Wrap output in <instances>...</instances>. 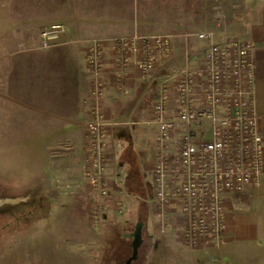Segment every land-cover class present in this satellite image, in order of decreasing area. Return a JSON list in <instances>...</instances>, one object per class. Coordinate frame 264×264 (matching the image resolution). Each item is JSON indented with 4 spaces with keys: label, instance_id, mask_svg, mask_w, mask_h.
Segmentation results:
<instances>
[{
    "label": "crops",
    "instance_id": "crops-1",
    "mask_svg": "<svg viewBox=\"0 0 264 264\" xmlns=\"http://www.w3.org/2000/svg\"><path fill=\"white\" fill-rule=\"evenodd\" d=\"M199 1L41 0L43 11L50 10L48 15L17 19L12 23L0 19V25L10 23L9 27H0V105L7 107L10 121L26 125V136L32 138L29 139L28 146L31 145L36 150L39 147L41 149L45 140L51 147L56 138H63V142L71 144L72 138L78 136L81 137L80 156L84 160L86 122L90 117L94 86L93 76L86 67L83 41L100 40L106 44L105 72L102 76L105 89L101 103L104 106L105 120L110 124L108 141L112 165L123 173L120 180L116 181L114 168L109 169L112 196L108 201L112 208L99 226L109 222L108 219L116 213L114 202L121 200L122 196H129L126 192L129 177L124 172L125 167H137L142 182L145 174L150 176L151 153L158 133V127L153 122L152 103L162 81L173 82L178 79L176 73H180L185 67H198L202 63L207 47L196 33L214 31L215 41L237 35L252 42L257 74L254 106L264 137V0H218L217 4L214 1L213 7L217 6L219 9L214 13L206 10L204 14L195 8ZM29 21H34L36 26L43 25L42 28L63 23L67 26V32L60 44L44 49L40 46V37H36L35 43L21 42L24 39L22 32ZM134 35H172L173 54L161 57L159 67L147 74L140 73L136 57L129 56L127 71L122 80H118L114 41ZM130 124H135L138 129L134 138ZM18 131L15 134L17 137L21 136ZM34 137L38 141H34ZM117 150L121 154L119 157ZM123 153L129 159L133 156L131 162L121 160ZM70 154L67 153L66 157H71ZM77 178L81 185L76 192L77 196L92 205L94 194L82 184V174ZM143 185L145 186V182ZM132 194L136 199L141 196L139 192ZM151 197L150 186L146 198L151 216L149 225L146 227L139 219L135 224L142 223L140 247L144 245V229L146 237L151 238L152 243L147 244L142 257H136L131 264L139 260L141 264H152L154 260L163 263V259H168L162 256L171 255L174 248H177L176 253L183 256L178 260L183 264H195L199 261L220 264L226 257L230 261L242 260L241 256L250 249L251 243L263 237L264 172L257 190L235 196L229 209L226 243L221 248L208 252L188 249L178 240L176 229L163 227L161 220L151 213ZM86 208L81 205L82 210L85 211ZM90 208L91 206L88 209ZM166 218L178 219L176 210L167 212ZM124 238H131L129 245L132 249V234L125 233ZM170 239L181 244H174L172 247V244H167ZM107 244L114 243L109 241ZM116 260L117 258L112 259V264H116ZM127 260L128 258L124 264Z\"/></svg>",
    "mask_w": 264,
    "mask_h": 264
},
{
    "label": "built area",
    "instance_id": "built-area-1",
    "mask_svg": "<svg viewBox=\"0 0 264 264\" xmlns=\"http://www.w3.org/2000/svg\"><path fill=\"white\" fill-rule=\"evenodd\" d=\"M66 32L63 23L43 27L40 46L48 49L60 44ZM196 36L207 47L202 63L176 73L178 81H162L152 103L158 133L151 153L150 209L163 227L176 229L178 240L188 249L208 252L226 243L235 196L261 185L264 137L254 106L257 74L252 42L237 35L215 41L214 31H200ZM83 45L94 90L86 122L82 184L94 194L89 218L96 226L112 208L109 169L114 168L116 181L122 171L112 165L110 124L101 103L106 44L85 40ZM114 50L116 76L122 80L129 56L136 57L142 74L158 68L161 57L173 54V36L122 37L114 41ZM113 206L119 213L124 209L121 200ZM170 210H176L178 219L166 218Z\"/></svg>",
    "mask_w": 264,
    "mask_h": 264
},
{
    "label": "rangeland",
    "instance_id": "rangeland-1",
    "mask_svg": "<svg viewBox=\"0 0 264 264\" xmlns=\"http://www.w3.org/2000/svg\"><path fill=\"white\" fill-rule=\"evenodd\" d=\"M214 1L218 3V0H200L195 8L203 14L206 10L214 13L219 9L213 7ZM49 12L48 9L43 11L41 0H0V19L10 23L17 19L48 15ZM10 23H3L0 27H9ZM25 26L22 32L24 41L21 42L35 43L43 25L36 26L34 21H29ZM8 112L6 106L0 105V264H112L114 258H117L116 264H124L132 252L129 245L131 238H124V234H133L137 219L146 227L151 221L146 202L150 176L145 174L143 178V187L147 190L141 192L139 199L130 191L135 185L131 179L126 189L129 196H122L121 199L123 211H116L108 219L109 222L94 226L89 218L91 208L88 209L92 205L76 194L81 187L77 176L82 174L84 167L79 151L81 137L74 136L71 144L63 142V138H56L51 147L45 140L41 149L36 150L28 146L32 138L26 136V125L10 121ZM129 126H132L131 135L136 137L137 126ZM17 130L21 136L15 135ZM33 139L38 141L36 137ZM67 153H71V157L67 158ZM125 153L121 160L131 162L133 156L130 160ZM120 155L117 150V156ZM124 169L128 177L135 172L131 168ZM65 182H70L68 188ZM135 187L138 188L137 185ZM81 205L87 207L85 211ZM142 237L144 245L138 249L137 258H141L147 244L152 243V239L146 237L145 229ZM109 241L114 244H107ZM167 244L174 247V244L181 243L170 239ZM176 251L177 248H174L171 255L164 254L162 257L168 260L163 259V263L154 260L152 264H166V261L167 264H183L178 261L183 256ZM241 258L230 261L226 257L220 264H264V234L251 243L250 249ZM133 264H141V260Z\"/></svg>",
    "mask_w": 264,
    "mask_h": 264
},
{
    "label": "water",
    "instance_id": "water-1",
    "mask_svg": "<svg viewBox=\"0 0 264 264\" xmlns=\"http://www.w3.org/2000/svg\"><path fill=\"white\" fill-rule=\"evenodd\" d=\"M141 227L142 223H137L135 231L132 234V255L128 258L126 264H131L133 259H136L138 254V249L141 245L142 238H141Z\"/></svg>",
    "mask_w": 264,
    "mask_h": 264
},
{
    "label": "trees",
    "instance_id": "trees-1",
    "mask_svg": "<svg viewBox=\"0 0 264 264\" xmlns=\"http://www.w3.org/2000/svg\"><path fill=\"white\" fill-rule=\"evenodd\" d=\"M132 169H133L132 171L134 172V170H135V172H134V174L131 175V177H129L128 182L132 179V182L135 185L133 186V188H130V191L135 192V193H138V192L141 193L144 190V187H143L144 185H143V182H142V178L139 175V171H138L137 167H134ZM136 185H137L138 188L135 187ZM131 253H130L129 257L131 256Z\"/></svg>",
    "mask_w": 264,
    "mask_h": 264
}]
</instances>
